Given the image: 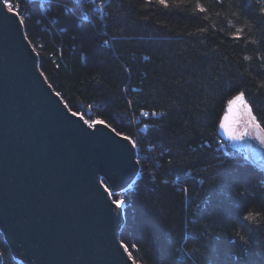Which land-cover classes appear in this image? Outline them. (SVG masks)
Returning a JSON list of instances; mask_svg holds the SVG:
<instances>
[{
    "label": "trees",
    "instance_id": "1",
    "mask_svg": "<svg viewBox=\"0 0 264 264\" xmlns=\"http://www.w3.org/2000/svg\"><path fill=\"white\" fill-rule=\"evenodd\" d=\"M9 2L25 18L22 34L39 73L66 109L103 119L138 142L141 164L115 191L126 199L118 238L133 264H264V174L222 148L217 133L236 94L228 82L249 94L264 127L257 0H224L222 7L191 0L169 8L145 0ZM197 2L205 13L195 10ZM236 28L244 29L240 40L232 38ZM142 108L164 116L143 119ZM246 211L258 230L240 227L254 226L242 221ZM237 230L251 247L232 242ZM0 253V264H24L1 235Z\"/></svg>",
    "mask_w": 264,
    "mask_h": 264
},
{
    "label": "water",
    "instance_id": "2",
    "mask_svg": "<svg viewBox=\"0 0 264 264\" xmlns=\"http://www.w3.org/2000/svg\"><path fill=\"white\" fill-rule=\"evenodd\" d=\"M52 93L0 0V235L24 264H133L119 247L122 215L100 182L127 186L135 155Z\"/></svg>",
    "mask_w": 264,
    "mask_h": 264
},
{
    "label": "snow or ice",
    "instance_id": "3",
    "mask_svg": "<svg viewBox=\"0 0 264 264\" xmlns=\"http://www.w3.org/2000/svg\"><path fill=\"white\" fill-rule=\"evenodd\" d=\"M153 2L159 6H162L163 8H169L170 5L173 3H175L176 5L179 6V5H183L186 3H190L191 0H145V3L150 4ZM223 3H224V0H213V6H215V7H222ZM257 3H258V10L255 13L254 20H255L257 27H259L260 25H264V0H257ZM4 6L8 9V11L10 13H12V15L19 17V24L20 25H24L25 18L20 15L18 8L14 9L13 5L9 2V0H4ZM247 7L250 8V7H252V5L249 3L247 5ZM195 10L199 13H205L206 12V9L203 6H201V4L199 2H197L195 4ZM218 15H219V13H218ZM246 23H247V20H246ZM199 32L204 33L205 29L203 27H201L199 29ZM243 32H244L243 28H236L235 34L233 35L232 38L234 40L242 39ZM29 39L30 38L27 35L24 36L25 41H29ZM259 42L262 45H264V30L261 31ZM104 44H105V46H107L108 41L105 40ZM33 52H35V49H33ZM245 59H248V57L246 56ZM261 61L264 62V56L261 57ZM40 76L43 77L44 73L40 72ZM45 80H46V78H45ZM217 86H218V82H217ZM225 86L230 91L236 92L235 95L231 96V98L228 99L227 108L224 112L223 117L218 118L219 119V129L222 130L226 134L227 139L231 140V141H239V140L244 139L245 137L254 136L256 134L257 130L264 133V127H261V124L257 120L256 115L253 114V108H252L251 103H250L249 98H248L249 94L246 93L244 90L236 91L233 83H231V82H228ZM48 87L52 88V85L48 84ZM52 94L58 98L61 96V93H59V92H54ZM128 103H129V105H131L132 101H129ZM234 105L239 106L240 113L244 117V120L240 121V123L243 125V132H241L240 134H236V132L230 128L229 123H228V121L230 120ZM64 107L68 108V105L65 103ZM68 114L72 117L78 118L80 121H83L84 125H86L87 128H89V129H95L97 125H100L105 129H108L109 133L112 134L114 138H119L120 140L126 142V145L130 146V149L133 151L138 148V142L136 139H133L131 136L117 131L115 127L108 124L103 119H94V120L90 121L88 119H85V117L82 114H78L76 111H72L71 109L68 110ZM140 115L142 117H147L149 115L162 117V116H164V112H155V111L149 112V111H145L142 108L140 110ZM245 120L247 121L246 123H245ZM134 164L140 165L141 161L137 159L134 161ZM169 165H171V161H169ZM223 165H224V161L221 160V161H219V163H217V165H215V168L219 169ZM188 175H191V173H188ZM165 183H167V180H165ZM200 183H203V180H201ZM100 186L103 188L104 193H106L108 195V197L111 198V204L114 206V208L116 210L123 211L126 207V199H116L115 198V196H116L115 190L112 189L111 186L106 181H101ZM184 192L187 195L188 189L185 188ZM242 221L253 223L254 226H250L249 224H241L240 225V227L247 228L248 232H253V231H256L260 228V225L254 224L255 217L252 215V213L250 211H246L245 215L242 217ZM232 242L233 243L238 242V243L244 245L245 247H251L249 239H247L245 235L240 234L239 230L235 231ZM210 246H214V245H210ZM119 247L121 249H123V251L125 253H129V247L123 240H121V242L119 243ZM132 247L136 248L138 246L135 243H133ZM0 255H2V253H0ZM129 259H132L131 254H129Z\"/></svg>",
    "mask_w": 264,
    "mask_h": 264
},
{
    "label": "rangeland",
    "instance_id": "4",
    "mask_svg": "<svg viewBox=\"0 0 264 264\" xmlns=\"http://www.w3.org/2000/svg\"><path fill=\"white\" fill-rule=\"evenodd\" d=\"M2 2H3V6H4V0H2ZM4 9L7 12H9L5 6H4ZM226 108H227V105H226ZM226 108H225V110H226ZM225 110H224V112H225ZM223 115H222V117H223ZM150 116L155 117L152 115H150ZM140 117L143 119L146 118V117H142L141 115H140ZM241 120H244V117L240 113L239 106L234 105L232 113H231V117H230V120L228 121V123H229L230 128L233 131H235L236 134H240L241 132H243V125L240 123ZM137 122H138L137 119H135L132 123H137ZM246 122L247 121L245 120V123ZM217 133H218V137L220 139L222 148H225V149L229 148V149L241 154L247 160V162L249 164H251L252 166L257 168L258 170L262 171V173L264 174V148L260 149L256 145V143H259L258 136L260 135V136L264 137V133L257 130L256 134L252 137H245L244 139L239 140V141H231V140H228L226 134L222 130L219 129V124L217 127ZM133 154L135 155V150L133 151ZM135 160H136V157H135ZM136 169H137V167H136ZM117 199H122V197L119 195V197H117Z\"/></svg>",
    "mask_w": 264,
    "mask_h": 264
},
{
    "label": "bare ground",
    "instance_id": "5",
    "mask_svg": "<svg viewBox=\"0 0 264 264\" xmlns=\"http://www.w3.org/2000/svg\"><path fill=\"white\" fill-rule=\"evenodd\" d=\"M77 2V0H75ZM259 139V143H256V145L260 148L263 149L264 148V137L263 136H258Z\"/></svg>",
    "mask_w": 264,
    "mask_h": 264
}]
</instances>
